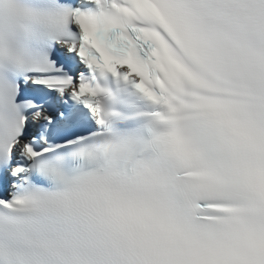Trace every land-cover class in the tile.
I'll list each match as a JSON object with an SVG mask.
<instances>
[{
  "label": "snow or ice",
  "instance_id": "1",
  "mask_svg": "<svg viewBox=\"0 0 264 264\" xmlns=\"http://www.w3.org/2000/svg\"><path fill=\"white\" fill-rule=\"evenodd\" d=\"M0 264H264V0H0Z\"/></svg>",
  "mask_w": 264,
  "mask_h": 264
}]
</instances>
